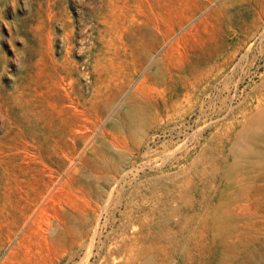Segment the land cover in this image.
Returning <instances> with one entry per match:
<instances>
[{
	"label": "rangeland",
	"instance_id": "rangeland-1",
	"mask_svg": "<svg viewBox=\"0 0 264 264\" xmlns=\"http://www.w3.org/2000/svg\"><path fill=\"white\" fill-rule=\"evenodd\" d=\"M264 0H0V264H264Z\"/></svg>",
	"mask_w": 264,
	"mask_h": 264
},
{
	"label": "bare ground",
	"instance_id": "bare-ground-1",
	"mask_svg": "<svg viewBox=\"0 0 264 264\" xmlns=\"http://www.w3.org/2000/svg\"><path fill=\"white\" fill-rule=\"evenodd\" d=\"M264 128V126L261 127V129Z\"/></svg>",
	"mask_w": 264,
	"mask_h": 264
}]
</instances>
